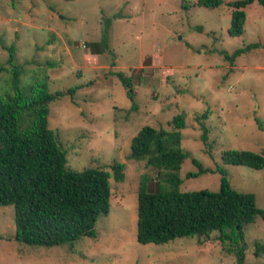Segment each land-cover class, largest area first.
<instances>
[{
  "label": "rangeland",
  "instance_id": "1",
  "mask_svg": "<svg viewBox=\"0 0 264 264\" xmlns=\"http://www.w3.org/2000/svg\"><path fill=\"white\" fill-rule=\"evenodd\" d=\"M221 1L208 9L198 0H0V40L14 48L19 88L27 95L45 81L50 93H62L50 105L48 126L68 168L112 175L113 161L125 167L123 182L110 178L109 210L96 220L94 238L56 247L20 244L13 207L0 206V264H238L216 232L204 242L139 244L138 188L146 178L154 191L157 169L129 159L131 140L143 127L170 130L172 119L184 114L181 192H216L225 176L264 211V169L222 160L231 150L264 152V7L248 5L244 33L232 37L227 3L239 0ZM252 45L260 46L248 50ZM8 59L0 46L6 69L0 94L13 91ZM118 74L132 87V100ZM206 111L201 126L195 116ZM243 234V264H264V255L254 256L255 243L264 245V220L258 217Z\"/></svg>",
  "mask_w": 264,
  "mask_h": 264
},
{
  "label": "trees",
  "instance_id": "2",
  "mask_svg": "<svg viewBox=\"0 0 264 264\" xmlns=\"http://www.w3.org/2000/svg\"><path fill=\"white\" fill-rule=\"evenodd\" d=\"M255 2L264 7V0L227 3L232 9L230 36H242L244 9ZM222 4L221 0L197 2L199 7L208 9ZM0 46L9 54L13 88L11 93L0 94V206L13 207L15 240L29 246L56 247L94 238L96 220L109 210L110 178L123 182L124 164L113 161L112 175L104 169L77 172L68 168L63 146L48 126L50 105L62 93H50L48 84L41 81L24 94L19 88L20 67L13 63L14 48L1 40ZM240 53L236 51L232 58ZM4 70L0 67V71ZM117 77L132 100V87L121 74ZM207 118L206 111L196 115L195 121L202 126ZM169 126L170 130L145 126L131 140L129 159L145 161L157 169L154 191L148 190L146 178L139 184L137 242L163 245L180 238L204 242L216 232L222 245L232 247L237 263L243 264V231L258 217L264 220V211L257 208L253 194L236 192L225 176L216 192H181L180 169L187 158L181 148L184 114L174 117ZM222 160L228 165L264 169V152L231 150L224 152ZM192 162L200 173L206 172L197 160ZM263 255L264 245L255 243L254 256Z\"/></svg>",
  "mask_w": 264,
  "mask_h": 264
}]
</instances>
